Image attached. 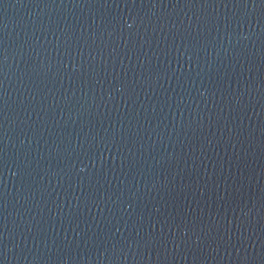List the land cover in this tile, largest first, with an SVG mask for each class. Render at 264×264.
Here are the masks:
<instances>
[{"label":"water","instance_id":"water-1","mask_svg":"<svg viewBox=\"0 0 264 264\" xmlns=\"http://www.w3.org/2000/svg\"><path fill=\"white\" fill-rule=\"evenodd\" d=\"M0 264H264V0H0Z\"/></svg>","mask_w":264,"mask_h":264}]
</instances>
